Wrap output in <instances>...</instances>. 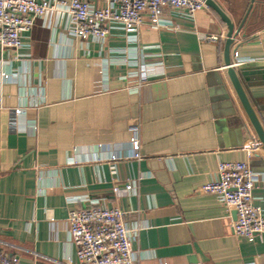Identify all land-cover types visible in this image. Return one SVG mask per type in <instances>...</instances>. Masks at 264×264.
<instances>
[{
  "label": "crops",
  "instance_id": "1",
  "mask_svg": "<svg viewBox=\"0 0 264 264\" xmlns=\"http://www.w3.org/2000/svg\"><path fill=\"white\" fill-rule=\"evenodd\" d=\"M218 1L241 30L234 44L214 10L190 19L167 9L173 28L140 33L154 47L147 62L161 66L139 89H127L122 67L103 80L101 57L124 39L100 54L69 40L55 15L24 38L29 57L0 45V74L17 76L0 86L2 254L77 263L69 212L102 206L121 208L138 230L133 264H264V236L236 237L235 211L201 192L219 162H247L262 176L254 194L264 210V0ZM236 52L245 64L235 66ZM132 126L141 160L132 157Z\"/></svg>",
  "mask_w": 264,
  "mask_h": 264
},
{
  "label": "built area",
  "instance_id": "2",
  "mask_svg": "<svg viewBox=\"0 0 264 264\" xmlns=\"http://www.w3.org/2000/svg\"><path fill=\"white\" fill-rule=\"evenodd\" d=\"M167 9L194 19L200 11L209 9L202 0H0V45L14 50L17 58L22 54L24 38L35 27L38 20H49L64 26L69 40H80L83 44H96L100 54L113 39H124V47H111L107 57L100 55L103 65L104 83L110 82V67L125 69L122 80L127 89H139L147 85L157 74H151L158 63H148L154 47L141 45L140 33L144 26L159 30L173 28V22L165 19ZM119 33V34H118ZM216 36H202L201 40L217 41ZM235 66L240 62L236 52ZM17 80L15 74H0V86ZM21 109L14 113L21 114ZM33 129H36L33 126ZM130 147L132 157L142 159L139 129L131 127ZM112 156L110 161L117 162ZM76 164L75 160L70 161ZM262 176L252 171L247 162H219L217 179L201 188L204 194L217 196L237 216L232 227L238 238L253 242L264 236V210L257 204L255 190ZM126 191L132 190L130 185ZM118 193L119 188H114ZM126 212L119 207L92 206L69 212L66 223L70 239L76 248L77 263L67 264H133V239L137 229H131L124 221ZM0 264H21L18 259L0 252Z\"/></svg>",
  "mask_w": 264,
  "mask_h": 264
},
{
  "label": "water",
  "instance_id": "3",
  "mask_svg": "<svg viewBox=\"0 0 264 264\" xmlns=\"http://www.w3.org/2000/svg\"><path fill=\"white\" fill-rule=\"evenodd\" d=\"M202 1L206 3L209 9L214 10L220 16L221 20L228 26L227 46L228 48H230V46L234 44L236 39L239 37L241 30L238 29L235 31V25L233 23L231 16L227 13V11L224 9V7L221 5V3L218 0H202ZM252 2L254 3L255 0H252ZM252 8L253 6L251 5L250 11L252 10Z\"/></svg>",
  "mask_w": 264,
  "mask_h": 264
}]
</instances>
